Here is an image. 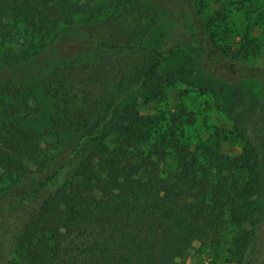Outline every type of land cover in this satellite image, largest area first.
Listing matches in <instances>:
<instances>
[{"label":"trees","instance_id":"obj_1","mask_svg":"<svg viewBox=\"0 0 264 264\" xmlns=\"http://www.w3.org/2000/svg\"><path fill=\"white\" fill-rule=\"evenodd\" d=\"M163 1L0 0V264H189L180 259L195 241L221 247L227 228L219 264H264V104L257 118L241 108L232 127L211 125L218 93L177 86L184 66L159 72L193 48L235 98L247 80L264 89V65L250 59L264 47V0ZM161 12L173 29L140 46L141 61L129 59L128 33L149 29ZM8 13L24 33L11 32ZM100 18L112 35H73ZM59 49L72 54L50 53ZM44 61L52 64L37 72ZM113 81L117 89L103 92ZM144 88L154 111L127 102ZM35 89L56 100L54 133L60 141L74 132L72 151L61 144L48 153L6 115L29 110ZM223 142L240 153L219 159Z\"/></svg>","mask_w":264,"mask_h":264},{"label":"rangeland","instance_id":"obj_2","mask_svg":"<svg viewBox=\"0 0 264 264\" xmlns=\"http://www.w3.org/2000/svg\"><path fill=\"white\" fill-rule=\"evenodd\" d=\"M165 3V1L161 0ZM108 10H107V14ZM11 17L12 14L8 13L6 15V21L9 23V28L11 32L14 34L17 31L24 33V27L22 23H20L16 28H11ZM152 20V19H151ZM91 24L85 25L81 24L78 26L73 27V35L83 36L89 35V33H94L96 36L98 34L106 35L111 32H115L114 27L107 22L104 18H100L98 20L94 19L91 20ZM188 22L191 23V18L188 19ZM151 25L149 29H144L142 25L140 33L136 35L133 33H128V41L133 46V48H128L125 56L134 57L137 61L142 60L143 51L140 50V46H153L157 42H159L166 34H168L171 29L174 27V20L164 12L160 13L159 19L156 23L150 22ZM143 33V32H146ZM257 34L259 31H256ZM232 41L235 42V38H232ZM237 44V43H235ZM239 47L237 45L234 46V52H238ZM71 51L65 49H59L58 52L50 53H58L59 58L61 59L64 56L71 55ZM47 57V56H46ZM49 60L52 58L48 57ZM57 59V60H58ZM127 59V61H129ZM144 59V58H143ZM251 62L261 65H264V47L258 50L256 55H252L250 57ZM39 61V59H38ZM54 62V61H53ZM41 63L44 65L43 68H38L36 64L33 67L37 70H46L48 64H44V62H35ZM185 67V69H181L180 80H178L177 86L182 87H192V89L197 90L200 86L202 88H210L214 89L220 99L217 101L211 100L210 103L212 104L211 109L208 113V121L211 125H217L220 127L230 128L233 126V122L235 119V114L241 109L244 108V111H249L252 115L257 118L258 113L260 112V107L264 104V89L258 84L254 83L250 80H247L243 83V92L244 98L239 99L235 98L232 93V89H222L220 85L216 84V82L208 75L207 68L211 67L210 63L204 61L202 59L201 53L198 49L193 48H186L180 51L173 53L171 56L165 60L159 72L161 75H169L171 73L177 72L180 70L181 67ZM32 67V66H31ZM30 68V67H28ZM29 69L26 70L27 74ZM25 72V71H24ZM118 87L117 81H113L109 83L107 86H103V92L115 91ZM177 93L178 87L172 88L169 91V95L171 97L172 104L177 102ZM193 94V92H192ZM151 95V90L148 88L138 89L129 94L127 97V102H137L141 109L147 111H154L156 106L154 103L146 101L147 98ZM205 99V98H203ZM55 104L56 100L45 93V91L41 89H35L32 92V98L30 101V108L29 110H12L7 112L6 115H9V119L18 124L22 129L37 134L41 137V145L46 151L50 154L56 152V147L61 148V144L67 145L69 150H73V133L74 132H64L61 135L62 139L59 141V137H57L54 133V129L52 126L51 118L55 113ZM259 119V118H258ZM49 132H53V134H48ZM253 132V131H251ZM255 133V132H253ZM72 135V137H71ZM66 146V147H67ZM54 151V152H53ZM241 151V145L239 143H232V142H223L218 153V158L223 159L227 155H234L239 154ZM29 167L34 168V164L32 161H27ZM62 174H60L56 178V184L59 183L62 179ZM3 185L0 182V193L2 190ZM215 208L219 211L223 209V202L222 200H216ZM232 231L230 228H227L223 235H224V245L221 247H212L207 246L204 247L201 245L200 242L195 241L193 246L186 252V254L180 259L189 264H219L222 262L223 257H219L223 254V249L227 248V244H225L226 240L230 237ZM223 264H230L225 261Z\"/></svg>","mask_w":264,"mask_h":264}]
</instances>
